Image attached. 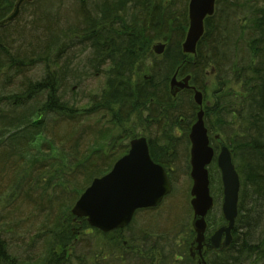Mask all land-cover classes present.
<instances>
[{"label": "trees", "instance_id": "trees-1", "mask_svg": "<svg viewBox=\"0 0 264 264\" xmlns=\"http://www.w3.org/2000/svg\"><path fill=\"white\" fill-rule=\"evenodd\" d=\"M36 1L20 6V15L28 10L26 14L37 21L27 40L15 45L17 40L10 39L12 31L24 27H15L19 19L6 20L17 0H0V264H46V257L51 260L50 248L73 244L78 238L71 240L73 225L71 219L64 218V212L94 177L108 173L116 160L128 152L129 146H108L110 143L90 151L87 147L92 138L101 139L97 136L102 132L81 129L76 124L82 123L81 117L92 113L100 118L109 116L112 129L127 123L128 128H136L145 120L168 122L183 135L171 139L169 146L172 142L188 143L187 135L198 108L192 103L191 90L177 98L185 99V106L171 95L169 80L177 71L180 76L191 75V86L202 92L211 78L221 88L226 80L242 85L243 94L230 95L236 90H229L227 96L214 101L207 116L204 113L207 129L209 125L213 127L210 133L219 131L233 148L241 186L232 242L222 252L207 253L205 258L207 264H264V0H216V10L205 20L204 35L193 60L182 50L189 23V0ZM65 2L74 8L68 17H62L59 10ZM30 3L31 11L27 9ZM37 32L43 38L32 36ZM156 42L166 46L162 60L151 54ZM78 47L88 53L86 73L74 62ZM62 55L66 61L60 65ZM34 67L44 69L41 77H23V71ZM141 70L149 74L146 80H136V71ZM87 73L102 76L103 85L85 95L88 107L81 108V99L76 98L80 85L73 82L83 79V75L86 78ZM236 93L240 95L236 97ZM36 115H50L54 121L48 124L55 135L49 142L51 148L38 146L34 140L36 126L31 118ZM234 119L237 129L233 127ZM141 132V128L137 129L135 136H142ZM57 133L60 135L56 138ZM148 144L152 159L170 172L161 160L164 148L156 147L154 141ZM62 148H70L75 154L67 167L62 161L55 166L44 156L51 149ZM71 165L76 167L72 169ZM209 177L210 189L216 192L214 202L218 203L222 187L215 163L209 167ZM45 190L46 194H42ZM32 206L39 211L44 228L41 236L32 239H40L37 245L42 243L39 257L28 261L24 260L21 244L25 243L27 249L31 244L20 237L30 231L23 227V216ZM220 207L216 204L208 216L212 217L213 229L223 224ZM76 226L77 231L84 232L83 227ZM115 232L116 237L104 234L106 242L113 239L119 243L122 231ZM192 235L188 230L182 248L188 243L190 247ZM54 238L57 246L52 243ZM173 254L172 251L171 257L177 262ZM187 260L195 262L189 257ZM72 263L65 252L55 258V264Z\"/></svg>", "mask_w": 264, "mask_h": 264}, {"label": "rangeland", "instance_id": "rangeland-1", "mask_svg": "<svg viewBox=\"0 0 264 264\" xmlns=\"http://www.w3.org/2000/svg\"><path fill=\"white\" fill-rule=\"evenodd\" d=\"M32 0H28L30 2ZM35 3L37 2L34 0ZM225 1V0H224ZM242 2V0H239ZM40 5V4H39ZM37 5V6H39ZM29 6L30 11L32 8H30L31 3L27 4ZM72 4L70 2H65L62 5V8H60V13L63 14L61 15L62 17L65 15L68 17L67 14H71V11L74 9L72 8ZM216 7V4H215ZM216 10V8H215ZM24 13L21 15L18 14L16 16L17 20L15 27L20 25H23V29H13L12 31V36L10 39H16L17 43L15 45H19L23 42H25L26 36L31 35L33 32V23L37 21L35 17H32L30 13L26 12L28 10H23ZM71 20H73L71 18ZM74 21V20H73ZM80 22L82 20L79 19ZM76 23V21H74ZM32 23V24H31ZM78 23V22H77ZM188 29V28H187ZM39 32L35 33L32 36H36L37 38L41 37L43 38L44 35H41ZM184 40V39H183ZM15 43V42H14ZM155 46L162 45L163 46V51L159 55L155 53V50H151V54L154 56V58H158V60H162L163 56L162 54L164 53L166 46L164 43L161 42H156ZM76 58L74 59V62L76 65L80 66V71L83 73L88 72V68L85 67L86 64V58L88 56L87 51L82 49L80 51V48L78 47L76 49ZM184 53V52H183ZM188 55L189 58H194L195 54H186ZM193 60V59H191ZM66 61L65 56H60V59L58 60V63L61 65ZM146 61V60H144ZM53 66V65H52ZM181 66V65H180ZM43 68L39 70L38 68L34 67L29 70L23 71L24 75L23 77H29L31 79L39 78L43 75ZM50 70V69H49ZM146 70H141V71H136V80L143 78V80H146L149 77V74L147 73ZM87 77L85 78L83 75V79L78 80L73 82L78 83L80 85V88L78 90L77 94V99L80 100L79 106L81 108L83 107H88L87 101H85V98L87 94L91 92H96L98 88L102 87L103 85V77L102 76H94L92 74L87 73ZM93 77V78H91ZM173 78H175L176 82L178 84L182 83L185 79L189 78L187 81V85L189 87L192 84V78L191 75H186V76H180L178 71L170 77L169 81H172ZM6 87V85H4ZM242 86V85H241ZM240 86V83L235 81H225V84L223 88L219 86V83L214 81V79H209L207 86L205 87L206 90L202 92V90H197L199 93L202 95V105L203 109L205 111V115L207 116L209 113L206 112L208 109L210 110L211 107H213L214 101L216 99H220L221 97L227 96V91L229 90H236L231 93L235 92H240L242 93V87ZM170 87V83H169ZM14 88V87H11ZM171 90V89H170ZM189 89H182L178 91L179 94L176 95L175 101H179L180 106H185L186 102L185 99L177 98L182 97L181 93L183 91H186ZM2 93V91H0ZM240 93H236V97L240 95ZM243 94V93H242ZM41 99H44V97H40ZM243 98V97H242ZM239 98V99H242ZM235 100V99H234ZM239 104L233 102V104H238L239 107L240 105V100ZM192 103L199 108L195 100L193 98ZM234 106V105H233ZM190 110L193 108H189ZM199 112V109L197 111V114ZM37 114V113H36ZM197 114H196V120H197ZM238 116V114H237ZM110 117L109 116H104V118H100L98 114H88L87 117H81L82 123H76L81 129H91L95 128L98 129L102 132L100 136H97L98 138L101 139H96L94 136L92 138V142L88 145L87 148H90L89 150L91 151L92 148H97V147H105L106 145L112 146L115 144H120L121 147L123 146H130V143L134 139H139V138H145L146 140L149 141H154V144L156 147H163L164 149V155L161 156V160L166 163V166L170 169V179H171V187L172 191L171 193L166 196L163 201L155 208H149V209H141L140 211H137L134 214V217L132 221L128 224L127 227L121 229V233L119 236L120 239H118L119 243H115L112 240H107L104 239V234L100 233L99 230L96 228H93L88 221L85 218H80L77 217L76 215L72 214V209L76 205V203L81 199L82 195L85 193L86 189L89 188L87 186L80 192V195L70 204L69 210L65 211L64 218L71 219L72 221V227H71V232L73 233L71 235V240L74 238H78L73 240V244L69 242L66 248H57L53 247L50 248L49 250L52 255H48V257H51L50 259H47L44 262L46 264H55V258H59V254L61 252L66 253L67 258L72 259V264H201V260L195 259L194 263L188 262V257H189V243L188 247L185 249L182 248L183 239L187 235L188 230H192L191 224H192V218H193V213L190 208V201H191V187H192V181L190 179V164H189V150L191 148L190 142H189V137L187 135V144H181L177 145V143H171L170 145V140L173 138L180 139L182 138L181 130L179 128H174L171 124L168 126V122H156L150 120L147 121L145 120L143 122H138L139 127L136 128H128V124L124 125L122 128H117V129H112L110 126L109 122ZM205 120V117H204ZM234 129H237V120L234 119ZM31 123L33 126H36V129L34 131V140L36 141V144L38 146L42 145H47V148H51L52 145L49 144V142H52V137H54V132L51 127H49L48 124L54 123L52 117L50 115H36L31 118ZM30 123V124H31ZM59 123V120L55 121V125ZM231 125V124H230ZM58 127V126H57ZM210 127V128H209ZM209 133L211 130H213L212 125H209ZM141 128V133H143L142 136H135V131L137 129ZM119 130V131H117ZM79 133H82L81 131ZM60 134H56V138ZM210 138L211 144L213 146L217 145V140L215 137H219L220 139L223 138L222 134H220L219 131H216L214 133H210L208 135ZM100 140V141H98ZM131 140V141H130ZM224 143L228 146V144L225 142L226 140L223 138ZM97 142V143H96ZM180 143V142H179ZM218 146V145H217ZM229 147V146H228ZM232 155H233V148H229ZM87 150V153H90V151ZM74 151L70 150V148H62V149H57L53 150L51 149L48 154H44V156H47L50 161L54 162L53 164L55 166L59 165L62 161V164H64L65 167H67L69 160L73 159ZM177 153V157H173V155ZM124 156L119 157L116 160L119 161L122 159ZM153 160V159H152ZM153 162H155L153 160ZM115 163V164H116ZM156 163V162H155ZM158 164V163H156ZM72 169L76 167V165H71ZM211 174L216 177L217 173H215L214 169H210ZM219 171V170H218ZM111 172V171H110ZM110 172L106 173L105 175H102L100 177H94L91 183L94 180L101 179L108 175ZM220 174V172H219ZM220 181H221V175H220ZM90 183V184H91ZM221 187H222V182H221ZM241 187V186H240ZM66 190L68 188L66 187ZM214 191H216L214 189ZM45 192L41 191L42 194H46ZM212 196L215 197L216 192L214 193L213 190L211 191ZM44 197H47L44 196ZM63 200V198H60ZM217 206L220 204L222 205V199L217 203L213 202V205ZM216 210V208H215ZM221 210V207H220ZM39 211L32 206L31 208L26 209V216H23L24 224L23 227L26 229H30L29 233L23 234L20 238H23L24 242L28 244V242L31 244L30 248H26V244L23 243L21 244L23 246V249L25 251L24 253V260L29 261L30 257H39V251H40V246L42 243H37L40 241V239H34V237H39L42 235L41 231L44 228V226L41 225L40 223V214L38 213ZM222 215V213H221ZM238 216V215H237ZM237 219V218H236ZM207 222V235L208 231L211 233L213 230L217 228L210 227V222L213 223L212 217L210 216L209 218H206ZM236 222V220H235ZM75 224V225H74ZM223 224L224 220H223ZM76 225L83 227L84 232H79L77 231ZM116 230V229H115ZM117 231V230H116ZM193 233V231H192ZM112 236L116 237L117 233L115 231L110 232ZM194 238V234L192 235V240ZM14 242V238L12 239ZM175 241V243H174ZM52 243H54L57 246V240L54 238L52 240ZM14 244V243H13ZM21 245H18V247L22 248ZM37 245V246H36ZM39 247V248H38ZM39 249V251H38ZM183 249V250H182ZM174 252V256L178 260L177 262H174L173 258L171 257V252ZM183 251L186 253L184 254ZM173 260V261H172ZM70 261V259H69ZM203 261V260H202ZM43 262V263H44ZM20 264H24V262H20ZM27 264V263H25Z\"/></svg>", "mask_w": 264, "mask_h": 264}, {"label": "water", "instance_id": "water-1", "mask_svg": "<svg viewBox=\"0 0 264 264\" xmlns=\"http://www.w3.org/2000/svg\"><path fill=\"white\" fill-rule=\"evenodd\" d=\"M28 0H19L15 13L8 18L11 21L18 15L20 5ZM215 12V0H189L188 31L182 45L183 52L195 54L196 47L204 35V23ZM156 54L163 51V46L154 48ZM185 79L178 84L171 82L172 96L178 91L189 89ZM194 100L200 108L202 95L195 90ZM204 113L200 108L197 121L189 133L191 202L193 209L192 227L196 238L191 246V257L202 258L204 247L219 252L229 247L232 230L238 215L240 179L229 147L219 137H215L219 152L215 155L210 146L208 132L204 124ZM216 161L223 186L222 213L226 221L205 241V218L213 206L209 192L207 167ZM171 184L164 168L153 162L149 144L145 138L134 139L130 143L128 154L117 161L112 171L101 179L94 180L86 189L81 199L72 209V214L85 218L97 230L108 233L128 226L137 210L157 207L171 193ZM202 264H206L204 261Z\"/></svg>", "mask_w": 264, "mask_h": 264}, {"label": "bare ground", "instance_id": "bare-ground-1", "mask_svg": "<svg viewBox=\"0 0 264 264\" xmlns=\"http://www.w3.org/2000/svg\"><path fill=\"white\" fill-rule=\"evenodd\" d=\"M189 7V3L187 4V8ZM188 30V29H187ZM184 39H186V37L184 38ZM156 44H153L152 45V47H151V50H153L155 47H157V46H155ZM201 109H202V111H203V113H205V111H204V109H203V106H201L200 107ZM191 149V148H190ZM213 150H214V153H215V155H217L218 154V152H217V150L215 149V148H213ZM189 156H190V150H189ZM233 159H234V153H233ZM189 159H190V157H189ZM189 164H190V160H189ZM190 172H191V169H190ZM239 193H240V191H239Z\"/></svg>", "mask_w": 264, "mask_h": 264}, {"label": "flooded vegetation", "instance_id": "flooded-vegetation-1", "mask_svg": "<svg viewBox=\"0 0 264 264\" xmlns=\"http://www.w3.org/2000/svg\"><path fill=\"white\" fill-rule=\"evenodd\" d=\"M190 90V89H189ZM192 91V90H191ZM193 92V91H192ZM179 94V93H178ZM168 176L170 177V172H168Z\"/></svg>", "mask_w": 264, "mask_h": 264}]
</instances>
